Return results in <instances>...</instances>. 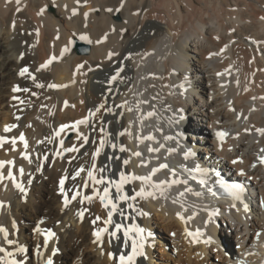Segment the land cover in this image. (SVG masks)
<instances>
[{
    "label": "bare ground",
    "instance_id": "obj_1",
    "mask_svg": "<svg viewBox=\"0 0 264 264\" xmlns=\"http://www.w3.org/2000/svg\"><path fill=\"white\" fill-rule=\"evenodd\" d=\"M121 3L0 0V136L19 137L23 133L32 160L29 163L22 157L24 148L19 141L16 151L11 150V144L0 148V160H14L12 170L25 188L22 193L11 180L0 182V226L8 230L10 239L27 248V264H40L35 251L37 245H43L44 236L35 231L37 227L56 234L43 250L47 257L53 248L58 249L54 264H116L108 253L118 254L122 249L110 246L107 236L103 249L93 242V231L103 227L107 209L98 199L82 205L79 197L65 207L59 191L64 175L69 177L66 190L82 183L71 176L89 158L81 155L71 163L69 158L75 153L57 158L54 150L58 144L47 143V138L60 125H71L87 116L105 99L106 107L114 109L127 101L123 117L104 115L105 121L112 122V132L131 124L132 136L119 139L129 151L117 153L122 158L131 157L126 171L146 175L151 167L167 162L182 179H188L187 187L201 193L197 196L186 192L181 197L185 185H174L163 196L157 193L155 199L138 200V206L148 215L138 216L135 221L113 217L117 222L135 223L145 229L146 256L137 257L136 264H157L165 258L170 261L166 264H212L213 257L216 264H226L227 260L259 264L264 254V165L259 160L264 156V135L257 131L264 129V0H123V7ZM41 9H45L42 14ZM75 40L85 42L89 51L76 52ZM66 46L70 50L62 58L37 71L50 57H60ZM110 53L114 55L109 58ZM24 68L36 77L35 83L44 87L37 88L27 74L20 76ZM117 72L121 79L110 84ZM49 84L59 87L49 88ZM15 86L31 91L16 93ZM32 92L37 95L32 96ZM139 101L148 103L140 104L137 111ZM128 107L133 111H127ZM149 111L155 115L141 126L138 117ZM192 112L200 119L192 117ZM181 116L182 120L178 118ZM13 124L17 127L5 133L4 127ZM79 130L89 134L90 140L96 135L84 125ZM218 130L226 135L216 136ZM149 134L155 141L138 144L137 135ZM62 136L65 147L79 143L75 132ZM167 136L176 139L166 140ZM149 144L165 147L156 154L159 160L154 159L148 167H137L141 158L131 153L139 150L143 158H148L152 155L147 152ZM92 147L90 144L86 149ZM169 148L176 151L169 155ZM187 150L195 155L185 161L183 153ZM84 151L81 149V154ZM44 155L49 160L44 161ZM38 163L43 165L40 171ZM184 164L207 169V184L201 185L198 175L193 180L182 173L180 166ZM21 167L23 177L18 171ZM7 171L6 166L5 176ZM169 176L168 170H162L154 180ZM219 180L241 184L244 192L240 199L216 192ZM139 186L137 182L135 187ZM85 194H91V189ZM71 195L69 192V199ZM82 208L88 209L83 220L77 215ZM96 216L102 220L93 225ZM24 225L29 232L24 231ZM259 229L263 233L256 239ZM232 234L238 237L235 250L231 247L235 244L230 239ZM215 240L220 246L216 251ZM0 246L14 251V247L4 244L2 234Z\"/></svg>",
    "mask_w": 264,
    "mask_h": 264
},
{
    "label": "snow or ice",
    "instance_id": "obj_2",
    "mask_svg": "<svg viewBox=\"0 0 264 264\" xmlns=\"http://www.w3.org/2000/svg\"><path fill=\"white\" fill-rule=\"evenodd\" d=\"M80 0H77L79 3ZM19 3V0H17ZM66 7V6H65ZM121 7H123V0L121 3ZM19 11V9H17ZM45 11V9H41V14ZM108 11H112V9H108ZM119 11V9H117ZM76 14V11L73 10V15ZM87 16V13H85ZM80 39H87L85 36H81ZM72 41H69L71 44ZM70 49L66 46L62 49L60 53V57L52 56L49 58L45 64L40 65L37 71L47 68L51 63L62 58L66 52ZM112 53L109 54V58ZM79 67H83V65H79ZM27 74L33 82L35 83L36 77L32 75L28 68H24L20 71L19 75L24 77ZM120 78V73L117 72L110 78L109 83L117 81ZM37 88H43V84L35 83ZM49 88L59 87L56 84H49ZM31 90L29 88H20L19 86H15L13 88V92H24L28 93ZM109 92H112L113 89L109 88ZM32 96H36L37 93L32 92ZM13 99H19V97H13ZM154 99V98H153ZM255 99V98H254ZM20 103L23 104L24 101L20 100ZM127 101L122 102L121 104L115 105V109H120L121 111L117 113L113 107H106L107 100L99 104L94 110H90L88 115L84 118L73 122L71 125L62 124L58 129L53 131L51 137L47 138V143L56 142L58 144V148L54 150V155L57 158H64L66 153H75L69 158V163L72 160H79L81 155L88 157L86 164H81L78 168H76L71 176L72 180H76L80 178L82 183L76 184L72 188L66 190L64 185L65 181L69 178L67 175L63 176L59 181V191L64 197L63 204L67 207L72 201H76L79 197L80 204H91L94 200L98 199L101 205L107 209V218L103 219L100 216H96L92 221L93 225H96L98 221L102 220L103 227L95 228L93 231L94 243H97L101 249H103V245L105 242V236H107V243L110 246H115L117 249H122L117 253L109 252L108 256L110 259H113L116 264H136L137 257H145L146 253L144 251L145 248V229L140 227L138 224H125L123 222H117L113 219L114 216H119L123 221L133 220L135 221L138 216H146L147 213L143 212L138 206L139 199H147L157 197V193L161 196L164 193L172 188L174 185H185L184 191L179 193V196L183 197L186 192H191L193 195H200L199 192H193V189L187 187L189 181L188 179H182L180 174L177 173L175 169L169 167L167 162L158 163L156 166L151 167L150 171L146 175H138L135 172L126 171L127 166L131 163V157L122 158L117 153H125L129 151L124 145L119 143V139L124 137L125 135L132 136L131 132V124L128 128H124L118 132H112L109 130V125L112 123L111 121H105L104 115L111 116H119L123 117L124 108L127 105ZM148 101H139L136 105V110H140V104H147ZM103 110V111H102ZM127 111L132 112L133 108L128 107ZM102 113L99 118H97V114ZM155 115L154 111H149L147 113H141L138 117V120L143 125V121L145 119H149ZM19 119V117H17ZM116 123H119V119L116 120ZM84 125L90 128L91 133H95V137L90 140V135L81 132L80 126ZM31 126V125H29ZM17 125H6L4 127V132H10L13 128H16ZM257 131L264 135V129H257ZM68 132L76 133V140L79 142L78 144L74 143L70 147H65V138L62 134H67ZM179 135V134H177ZM218 137L223 138L226 133L219 132L217 133ZM135 139L138 141V144H142L145 141H155V137L151 134L149 135H137ZM166 140H175L176 137L167 136ZM23 144L24 151L21 153L22 157L32 162L31 154L28 153L27 149L29 147L28 141L26 140L23 133L19 135V137H6L0 136V148H2L5 144H11L12 151H16L17 142ZM37 143H44V141H38ZM179 142L177 141V144ZM92 145V149L89 151L86 149V146ZM165 145L160 144L159 147H152L151 144L147 147V152L152 154L148 158H143L144 154L141 151L132 152L131 155L133 157L141 158L137 167H148L152 161L159 160L158 154ZM81 149H85V151L81 154ZM110 150V151H106ZM168 154L171 155L176 151L175 148L167 149ZM264 152V149H261ZM195 155L191 150L184 151L183 156L185 161L189 160L191 157ZM103 156V160L100 158ZM37 161L41 160L40 156L36 157ZM44 161L49 160L47 155L42 157ZM260 163L264 164V156L259 157ZM166 161V158H165ZM236 163V161H233ZM8 167L7 176L4 175L3 169ZM15 166L14 160H0V182L4 179H9L13 183V185L20 190L22 193L25 192V188L23 183L17 180L16 175L14 174L12 168ZM255 166V165H253ZM43 165L37 164V171L42 169ZM181 171L184 174H187L191 179L195 180L196 176H200L201 179L199 183L201 185L207 184V180L204 177L209 175V171L205 168H202L200 165H196L194 167L189 168L187 164L181 165ZM162 170H168L170 176L165 180H154V177L161 172ZM20 177L24 175V169L21 167L19 170ZM85 175L82 176L81 174ZM241 175H243V171L241 170ZM139 182V188L135 187L136 183ZM28 183H31V179H29ZM220 186V189L223 192L232 197L234 200H239L241 193L243 191L242 187L239 184H228L223 180L217 181ZM126 186H131L126 191ZM91 189V194H85L86 190ZM209 191H212L209 188ZM72 192L71 198L69 199L68 193ZM216 193L213 192V195ZM174 203L177 201H173ZM123 205V207H121ZM0 206H2V202H0ZM131 210V211H129ZM245 210H247V205H245ZM87 208H82L78 211L77 215L83 220L85 212H87ZM133 213L135 215H133ZM179 215V214H178ZM183 218V217H181ZM191 219V217L189 218ZM15 227V225H13ZM112 228L109 231V228ZM36 232L42 233L44 236L43 245H37L35 255L40 257V264H54L53 257L57 254L58 249L53 248L51 250V255L45 257L43 250L48 248L49 240L55 238L56 234L50 229H40L37 227L35 229ZM122 233V235H120ZM0 234H2L3 242L7 246L14 247V251H9L6 247L0 246V264H27V261L24 259V256L27 254L28 250L26 247L21 246L14 239L9 238V232L6 228L0 226ZM147 235H151L148 233ZM188 235H193V233L189 232ZM198 235V233H197ZM259 236V233L257 234ZM130 251H124L129 249ZM103 254V252H102ZM19 255L20 258H17Z\"/></svg>",
    "mask_w": 264,
    "mask_h": 264
},
{
    "label": "water",
    "instance_id": "obj_3",
    "mask_svg": "<svg viewBox=\"0 0 264 264\" xmlns=\"http://www.w3.org/2000/svg\"><path fill=\"white\" fill-rule=\"evenodd\" d=\"M73 47L78 53H87L89 51L88 45L80 40H75Z\"/></svg>",
    "mask_w": 264,
    "mask_h": 264
},
{
    "label": "rangeland",
    "instance_id": "obj_4",
    "mask_svg": "<svg viewBox=\"0 0 264 264\" xmlns=\"http://www.w3.org/2000/svg\"><path fill=\"white\" fill-rule=\"evenodd\" d=\"M157 225H158L157 222H155V223L153 224V227L156 228ZM23 227H24V231H25V232H26V231H28V232L30 231V230L28 229L27 225H24ZM214 259H215V257H213V258L211 259V261H210L212 264H216V261H215ZM151 262H152V263L149 262V264H153V261H151ZM167 262L170 263V261H169L168 259L165 258V260H164V259H163V260H158V261H157V264H164V263L166 264Z\"/></svg>",
    "mask_w": 264,
    "mask_h": 264
}]
</instances>
